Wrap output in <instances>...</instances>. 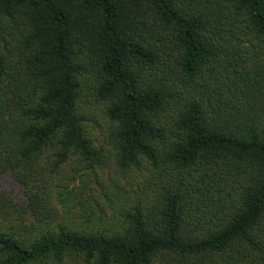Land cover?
Returning a JSON list of instances; mask_svg holds the SVG:
<instances>
[{
  "label": "trees",
  "instance_id": "1",
  "mask_svg": "<svg viewBox=\"0 0 264 264\" xmlns=\"http://www.w3.org/2000/svg\"><path fill=\"white\" fill-rule=\"evenodd\" d=\"M8 173L0 264H264V0H0Z\"/></svg>",
  "mask_w": 264,
  "mask_h": 264
},
{
  "label": "rangeland",
  "instance_id": "2",
  "mask_svg": "<svg viewBox=\"0 0 264 264\" xmlns=\"http://www.w3.org/2000/svg\"><path fill=\"white\" fill-rule=\"evenodd\" d=\"M74 169L70 165L69 170ZM81 174V175H80ZM130 172L119 170L116 160L113 158L104 166L97 169H81L77 178L78 187L85 198L95 202V199L108 206V201H117L123 198L129 191L131 180ZM127 188V189H126ZM0 194H8L10 198L22 200L25 197L22 184L11 174L0 176Z\"/></svg>",
  "mask_w": 264,
  "mask_h": 264
}]
</instances>
